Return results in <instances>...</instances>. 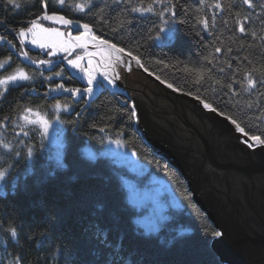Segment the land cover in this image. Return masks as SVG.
<instances>
[{
  "label": "trees",
  "instance_id": "obj_1",
  "mask_svg": "<svg viewBox=\"0 0 264 264\" xmlns=\"http://www.w3.org/2000/svg\"><path fill=\"white\" fill-rule=\"evenodd\" d=\"M16 3L19 7L0 0V38L15 47L0 43V79L15 67L29 73L43 68L47 75L44 65L25 61L17 38L19 29L47 10L89 24L96 37L130 52L149 74L264 139V0H250L251 7L243 0H171L143 15L131 8L147 7L151 0H90L83 11L73 5L86 0H66L63 8L52 0ZM171 5L175 15L155 14ZM164 31L172 40L157 43L158 36H167ZM24 51L33 61L46 58L40 50ZM48 70L63 76L0 85V169L8 167L0 188V264H224L211 247L217 228L194 202L183 176L140 135L130 102L106 88L87 100V85L64 63ZM247 79L256 83L246 91ZM57 83L80 89L79 97ZM57 104L62 164L46 156L39 128L23 119L27 109L51 115ZM107 140H119L136 154L143 171L138 181L156 177L168 185L174 205L155 231L135 225L145 207L129 202L122 181L129 176L126 167L84 153L85 147L98 152Z\"/></svg>",
  "mask_w": 264,
  "mask_h": 264
},
{
  "label": "water",
  "instance_id": "obj_2",
  "mask_svg": "<svg viewBox=\"0 0 264 264\" xmlns=\"http://www.w3.org/2000/svg\"><path fill=\"white\" fill-rule=\"evenodd\" d=\"M73 43L74 47H79L74 40ZM98 43L97 40L79 47L75 53L60 54L48 64L56 66L78 55L84 48H96L104 60L99 62L92 56L95 71L98 74L107 71L110 77L118 73L119 78L114 82L120 93L136 91L133 86L139 73L145 87H151L148 78L161 82L125 52L120 53V61L109 66L102 54L106 46L97 48ZM28 62L32 61L28 59ZM140 91L142 99L137 100L138 105L132 106L136 113L135 127L154 153L184 176L194 202L220 231L221 235L211 244L220 261L224 264H264V145L249 140L231 120L181 92L175 93L192 98L198 109L185 107V113L177 115L180 124L177 126L173 120L176 116L169 108L173 107L172 103L167 101L163 92H155L154 88ZM161 107L172 112H160ZM176 107L173 109H180L178 104ZM189 110L194 111L191 115H197V124L190 122L193 117L188 116ZM250 144L255 146L250 147Z\"/></svg>",
  "mask_w": 264,
  "mask_h": 264
},
{
  "label": "rangeland",
  "instance_id": "obj_3",
  "mask_svg": "<svg viewBox=\"0 0 264 264\" xmlns=\"http://www.w3.org/2000/svg\"><path fill=\"white\" fill-rule=\"evenodd\" d=\"M49 15H52L53 13H48ZM56 15L63 16L62 14L55 13ZM65 17V16H64ZM66 18V17H65ZM67 19V18H66ZM37 24L41 25L43 28L46 29H53L55 32H42L39 28L34 29L35 35L32 33H26L24 41L22 44L23 47H21V50L23 52L24 48L32 49V50H40L42 53L46 55L45 61H51L52 59L56 58L58 55L63 54L65 52H71L75 53L79 47H74L73 40L75 41V45L80 44H90L94 43L97 40L91 39V36H95L93 32H91L90 35H83L85 30L83 28H80L79 25L83 24L80 22L73 21L70 31V26H67L65 24L57 23L56 21L51 20H43L39 19L37 20ZM29 25L28 27H30ZM26 27L25 29H27ZM79 31H76L78 30ZM60 33L61 35H57L56 33ZM70 33V36H69ZM164 34L167 36H158L156 38L157 43H167L172 40L173 36H169L170 31H164ZM80 36L81 39L77 40L76 37ZM17 37L19 38V41L21 42V37L19 36V31L17 33ZM35 40L36 42L33 43L32 41ZM0 43H7L9 49H15L12 43H9V41L0 38ZM43 44L44 47H41L40 45ZM67 48L68 50L65 51L64 49ZM89 54V55H88ZM77 56H80L83 58L82 67L85 70H91L94 69V62L92 56L101 62V60H104V57L100 54V52L96 49H86L84 48L81 52L78 53V55L67 58L64 61V65L68 68L70 73L74 75L76 78H78L80 81L84 82L87 87V75L85 72L80 71V69L73 68L71 65L68 64L69 60H75ZM85 56V57H84ZM43 61V60H39ZM81 61V60H80ZM91 61V64H90ZM25 62V61H24ZM35 66V64H33ZM44 69H46L47 64H45ZM40 67V66H36ZM17 68L22 67H15L6 74V76L12 75L15 73ZM50 69V68H48ZM48 69L47 75L44 74L43 68L36 73V71H33L32 73H29L26 69H23L24 72L28 74L30 79L28 80H17L15 83H12V81H9L8 83L12 84H18L21 82H33L37 83L38 79H45V80H51L54 78H60L63 76V72H51ZM56 73H60V75H56ZM93 75H95L96 79L94 81V93L92 95H86V99L90 100L93 98L97 92L100 89L106 88L110 91L119 92L117 89H115V82L114 84H108L107 80H104L100 74H98L96 71L93 72ZM111 78V77H110ZM42 82V81H41ZM57 83L56 85H58ZM169 85V84H168ZM49 86V85H48ZM172 88V87H171ZM174 88V87H173ZM50 90L56 89V86H49ZM65 89H70V87H65ZM63 90V89H59ZM177 90V89H176ZM65 91V90H63ZM178 92H180L178 90ZM125 96V94L121 93ZM76 98L79 97V94H76ZM195 98V97H193ZM126 99V97H125ZM197 99V98H195ZM199 100V99H197ZM200 101V100H199ZM62 108H55L53 110V113L51 115L43 114L39 111L32 110L31 112H27L24 116H27L31 120H36L38 117L35 115V113H39L40 117H43L48 121V130L45 134L42 127L39 124H36L37 127L40 130V133L42 135V138L44 139L43 145L44 150L47 152L45 153L46 156L52 155L53 159L62 164L63 163V147H64V140H63V123L59 119V115L57 112H61ZM68 111L70 108L67 109ZM216 112V111H215ZM218 113V112H216ZM219 114V113H218ZM221 115V114H219ZM223 116V115H221ZM225 117V116H224ZM84 153L91 157L92 159L96 156H108L112 158V161L114 163H117L118 165H122L126 167L129 176H125L122 178L127 197L129 199V202L137 207H145L146 213L141 214V217H136L137 222L140 223L147 232L155 231L154 229L156 227V223L159 224L160 219H165L166 211L169 209L170 205H174V199L169 193L168 185L161 179L156 177H149L147 179H144L142 182L138 181L135 177L140 175V173H143L141 170V165L139 163L138 158L136 157V154L127 149L123 144H117L115 141L107 140L104 144V148L99 150L98 152L92 151L89 147H85ZM51 157V156H50ZM95 157V158H96ZM8 167L1 168L0 170V188L3 185V180L5 173L8 171ZM5 173H4V172ZM167 193V197L165 198V195ZM2 259V256L0 257V260ZM11 263L10 259H7Z\"/></svg>",
  "mask_w": 264,
  "mask_h": 264
},
{
  "label": "snow or ice",
  "instance_id": "obj_4",
  "mask_svg": "<svg viewBox=\"0 0 264 264\" xmlns=\"http://www.w3.org/2000/svg\"><path fill=\"white\" fill-rule=\"evenodd\" d=\"M52 2L59 3V5L62 8L66 6V0H52ZM126 2H130V0H126ZM8 3L12 4L14 7H19V5L16 3V0H8ZM89 3H90V0H86V3H75L73 5V7L78 9V10H80V11H83L85 9V7L88 6ZM156 3H168V4H171V0H151V3H148L147 7L133 6L131 8V11L139 12L142 15L145 14V13H152V12H154L153 5L156 4ZM243 3L249 4L250 7L252 6V4L250 3V0H243ZM174 7H175L174 5H171L169 8H165V9L159 11V12H155V14L157 16H159V17H163L165 11H171L172 15H175L176 13L173 10ZM215 7L220 8L221 5L219 3H217L215 5ZM45 8H47V4H45ZM39 19L56 21L57 23H61V24H65V25H70V24L73 23L72 20L66 19L64 16L56 15L55 13H53L52 15H49L47 10H45V11H43L41 16H38L36 19H33V20L30 21V25H31L30 27H28L27 29H25V28L19 29V36L21 37V43H23L26 33H32L33 35H35L34 29H36V28H39L40 31L45 32V33H47V32H55V30H53V29H46V28H43L41 25L37 24V20H39ZM200 22L204 25L205 28H207V21L206 20H202ZM121 23H123V22L121 21ZM165 23H167V21H165ZM79 27L83 28L85 30L83 35H90L91 32H92V29H91L89 24H80ZM161 31H163V29H161ZM240 31L241 32L245 31L243 26L240 27ZM56 34L57 35H61L58 32ZM252 35H255V33H252ZM76 39L80 40L81 37L78 36V37H76ZM91 39L99 41V43L96 45L97 48H100L102 45L106 46V47H104L102 54L105 56L106 61H107L109 66L114 65L116 62L120 61V59H121L120 53L124 52V48L117 47L116 44L110 43L108 40H102V39H100L99 37H96V36H91ZM32 42L35 43L36 41L33 40ZM9 43H11V42L9 41ZM40 46L44 47L43 44H41ZM77 46L86 47V44H80V45H77ZM64 50L67 51L68 49L65 48ZM216 51L218 52V51H220V49H216ZM21 55H23L26 59H30V57H28V54L26 52H22ZM128 55L131 56V53L129 52ZM81 59H82V57L77 56L75 60H69L68 64L71 65L73 68H77V69H80V71L85 72V74L87 75V78H88L87 79L88 87L83 89V92L85 94L92 95L94 93L93 85H94V81L96 79L95 75H93V72L95 71V69L85 70L82 67V65L80 64V60ZM134 59H136V62L138 64L140 63L138 58H134ZM33 63H35V61H33ZM40 63L41 64H48V63H51V62L50 61H40ZM90 64H91V61H90ZM2 66L3 65L0 64V67H2ZM113 71H114V68H113ZM56 75L59 76L60 73H56ZM100 75L102 76V78L104 80H107L108 84H114V81L119 78V74L118 73H116L114 76H112L110 78V76H109L107 71H105L103 73H100ZM28 79H30L28 74L26 72H24L23 69L17 68L14 74L9 75V76H7L4 79H0V85H7L9 81L15 82L17 80H28ZM157 79H159V77H157ZM255 83H256V81H254L253 79H247L248 89H245V90L247 91V90L253 88L255 86ZM260 83L264 84V78H262L260 80ZM168 87L171 88L172 85L169 84ZM228 87L231 88V85H228ZM57 88L58 89H63L65 91H69V92H71L73 94H77V93L81 92V90L78 89V88L65 89L63 84L57 85ZM262 95H264V94H262ZM56 107L60 108V105L57 104ZM204 107L205 108H209L212 111H215V109L212 108V106L210 104L205 103ZM248 107H252V105H248ZM65 108H67L66 105H65ZM26 111L27 112H31L32 110L31 109H27ZM35 115L38 117V119H36V120H31L27 116H24L23 119H25L26 122L30 123V124H39L42 127L44 133L46 134L47 130H48V126H49L48 125V121L46 119H44L43 117H40L39 113H35ZM131 115L135 116L136 115L135 111H133L131 113ZM221 115H223V113H221ZM228 119L231 120V123L233 125H235V127L237 128L238 131L243 133L245 136H248L249 140L254 141L256 144L264 145V139H262L261 136H258V135L249 136V133L245 131L244 127H241V124L236 119H233L232 117H228ZM100 130L104 131L103 128H101ZM25 135H27V133H25ZM115 143L120 144V141L117 140V141H115ZM3 146L5 148H8L7 144H5ZM249 146L252 147V146H255V145L250 144ZM11 233H12L13 237H15L16 234H17L15 229H12ZM212 235L213 236H220L221 233L220 232H213Z\"/></svg>",
  "mask_w": 264,
  "mask_h": 264
},
{
  "label": "flooded vegetation",
  "instance_id": "obj_5",
  "mask_svg": "<svg viewBox=\"0 0 264 264\" xmlns=\"http://www.w3.org/2000/svg\"><path fill=\"white\" fill-rule=\"evenodd\" d=\"M127 75H128V73H127ZM136 76L138 77V79L135 80L134 83H136V84L133 86V88H135L136 91H134V90H132V91H129V90L127 91L126 90L125 91L124 90V92H126V93H125V96L123 95L130 102L131 106L138 105L139 103L137 102V100L138 99H142V95L140 94L141 93L140 89H151V88H154L155 92H158L160 94L163 92V94L166 97L167 101L171 102L173 107H176L177 104L180 106V109H178V110L177 109H173V107L171 108L169 106V108L171 110H173V112L170 109H167L166 107H161V110L162 111H160V112H163V111H165V112H172V114H174L176 116V119H173V120H174V122H175V124L177 126H180V124L178 123V117H177V115H181V114L185 113V107H187V108H193L194 110L197 111L198 106L196 105L195 101L192 98L186 97V96H183V95L176 94L175 92H178V90H176L173 87L172 88H170V87H164L163 84L168 85L167 83H164L162 81L160 83H157L155 81H151V79L148 78L147 81H150L151 82V87H149V86L145 87V85L142 83L143 79L142 78L140 79L141 74L139 73ZM142 76H144V75H142ZM144 77L147 78V76H144ZM154 95H156V94H154ZM163 99H164V97L162 96V100ZM156 106L160 107L158 104H156ZM182 106H184V107H182ZM175 111H176V113H175ZM187 113L190 114L188 116L193 117V119H190L191 121L190 120L189 121L192 122V124H197L196 123L197 122V119H196L197 118V115L196 116L195 115H191V114L194 113V111L192 112V111L189 110ZM170 114H168V115H170ZM218 232H220V231L218 230ZM217 237L218 236H216L215 238H217Z\"/></svg>",
  "mask_w": 264,
  "mask_h": 264
},
{
  "label": "bare ground",
  "instance_id": "obj_6",
  "mask_svg": "<svg viewBox=\"0 0 264 264\" xmlns=\"http://www.w3.org/2000/svg\"><path fill=\"white\" fill-rule=\"evenodd\" d=\"M140 65V64H139ZM51 156V157H50ZM50 156H48L49 157V159H52L53 157H52V155H50ZM31 156L29 155L28 156V159L30 158ZM162 159H164L163 157H161ZM165 160V159H164ZM166 161V160H165ZM166 163L168 164V165H170L171 167H172V165L171 164H169L167 161H166ZM175 169V168H174ZM176 170V169H175ZM178 171V170H177ZM178 173H180L179 171H178ZM181 174V173H180ZM181 176H183L182 174H181ZM183 178H184V176H183ZM184 180H185V178H184ZM186 181V180H185ZM187 183V182H186ZM168 187V186H167ZM188 190H189V188H188ZM190 192V191H189ZM191 193V192H190ZM127 194V193H126ZM165 198H168L166 195H165ZM142 210V209H141ZM142 214L143 213H146V212H141ZM141 213H140V217H141ZM137 221V219L135 218V222ZM136 227L137 228H139V227H143L140 223H138V222H136ZM156 226L157 227H159L160 226V224H158V223H156ZM145 227V226H144ZM146 228V227H145Z\"/></svg>",
  "mask_w": 264,
  "mask_h": 264
}]
</instances>
